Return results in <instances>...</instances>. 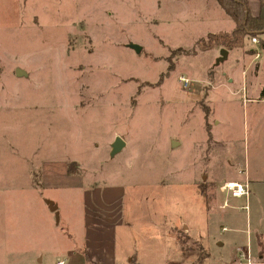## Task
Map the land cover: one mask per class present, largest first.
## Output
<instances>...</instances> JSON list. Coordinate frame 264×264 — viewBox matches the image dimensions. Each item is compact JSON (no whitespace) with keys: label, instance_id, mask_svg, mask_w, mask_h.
Instances as JSON below:
<instances>
[{"label":"rangeland","instance_id":"374dc122","mask_svg":"<svg viewBox=\"0 0 264 264\" xmlns=\"http://www.w3.org/2000/svg\"><path fill=\"white\" fill-rule=\"evenodd\" d=\"M232 26L215 0H0V264L82 254L83 215L108 190L121 261L252 246L264 264V71L243 80L233 49L216 63L211 38ZM233 176L247 198L221 191Z\"/></svg>","mask_w":264,"mask_h":264},{"label":"crops","instance_id":"0c3cea01","mask_svg":"<svg viewBox=\"0 0 264 264\" xmlns=\"http://www.w3.org/2000/svg\"><path fill=\"white\" fill-rule=\"evenodd\" d=\"M246 1L248 3L249 12L254 16L257 15L260 10L261 0H246ZM233 27H234V24L230 28V30H228L227 32H222V33H227V34L230 33ZM215 33H219V32H215ZM260 39L264 41V33L261 35ZM257 42H258L257 44H252V42L249 41V46L247 49H242V48L233 49V50L239 51V56H240L239 60L243 68L241 72V78L244 80L245 73H247V76L251 77L253 84H255V80H257L258 78L257 77L258 73L259 72L261 73V71H264V65L260 66V64L257 63V60H259L261 55L259 56L258 59H254L253 53L255 51L260 52L261 49H263L259 47L258 39H257ZM231 51H228V57ZM249 56L252 58L249 59L250 58ZM233 81L234 79H231V81L228 82V84H232ZM243 85L241 86L244 87ZM263 87L264 86H260L259 87L260 90L255 89L254 91L256 95L258 94V91H259L258 99H259L260 91L262 90ZM246 101L251 102L253 100L247 99ZM260 102L263 103L264 100H261ZM231 179L232 180L224 181L223 183H234L235 182L239 184H244L241 181H234V176ZM244 180L247 181V179H244ZM118 199H119L118 193L113 190L112 191L108 190L106 192L101 193V196L97 197L96 200L90 199L91 202L88 203V209L84 213L83 219H82L84 220V232H83L84 241H83V248L81 250L82 254L78 255V253H76V248L75 250L70 249L72 253L70 254L71 257L68 258V260L66 259L59 260L56 262V264H58V262H63L64 264H66L68 263L69 260H71L70 263L72 264H78L79 261L77 260H80V261L82 260L83 261L82 264H139L135 261L133 257H130V255L126 257L125 260L121 261L119 260V257L117 254L116 229H117L118 221L116 219V216L114 215L113 210L116 205L115 202H117ZM226 202L228 206V202H229L228 199L224 200V203ZM227 206H224V204H222L221 208L223 209ZM222 229H225V227H223ZM246 233L248 234V231H246ZM248 240L249 239H247V241ZM247 245H248V242H247ZM238 248L240 247L236 246L235 255L229 258L228 262H223V261L221 262L213 261L212 262L210 261V257H209L208 260L206 259L205 262H201V263L191 262V264H247L246 261H243L239 258V255L237 252ZM241 248H244V247H241ZM246 248L249 249V256H250L249 262H251V264H256L255 262L252 261V255H253L252 246L251 247L247 246ZM144 264H148V263H144ZM149 264H153V263H149ZM162 264H181V263L175 261V263L170 262V263H162Z\"/></svg>","mask_w":264,"mask_h":264},{"label":"trees","instance_id":"16d2710c","mask_svg":"<svg viewBox=\"0 0 264 264\" xmlns=\"http://www.w3.org/2000/svg\"><path fill=\"white\" fill-rule=\"evenodd\" d=\"M215 2L232 19L234 27L228 34L222 33L213 36L211 39L214 43L216 42L223 49L230 51L234 48H242L247 41L255 38L259 40V47L264 49V41L260 39L264 33V0H261L259 13L255 16L249 12L246 0H215ZM197 46L204 51L209 47L204 43H198ZM263 99L264 87L259 95V100Z\"/></svg>","mask_w":264,"mask_h":264},{"label":"built area","instance_id":"2783aa9c","mask_svg":"<svg viewBox=\"0 0 264 264\" xmlns=\"http://www.w3.org/2000/svg\"><path fill=\"white\" fill-rule=\"evenodd\" d=\"M252 44H257V39L252 38L251 39ZM260 56L258 51L254 52V59H258ZM225 195L231 196V198H247L249 195L248 186L245 184H239V183H223L222 187L220 188ZM224 206H227V202L224 203ZM225 230V229H222ZM239 258L243 261H246L247 264H251L249 262L250 256H249V249L246 248H238L237 249ZM58 264H64L63 262H58Z\"/></svg>","mask_w":264,"mask_h":264},{"label":"water","instance_id":"95a60500","mask_svg":"<svg viewBox=\"0 0 264 264\" xmlns=\"http://www.w3.org/2000/svg\"><path fill=\"white\" fill-rule=\"evenodd\" d=\"M128 48L135 51L136 54H139V52L141 51L139 45L137 46L135 44H129ZM227 57H228V51L225 49H221L219 53V57L216 59V63L220 64V62H223L224 60H226ZM15 76L16 77H27V73L22 69L16 68ZM175 144L176 143L173 142V145ZM124 147H125V144L119 138H115V140L112 142V145H111L110 156H114L115 154L119 153L121 150L124 149ZM49 206H50V211L56 212V209H57L56 206H54L53 204H49ZM55 218L57 219V213H55Z\"/></svg>","mask_w":264,"mask_h":264}]
</instances>
